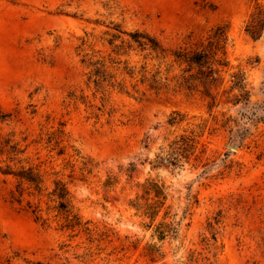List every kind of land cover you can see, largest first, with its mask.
<instances>
[{
  "label": "rangeland",
  "instance_id": "1",
  "mask_svg": "<svg viewBox=\"0 0 264 264\" xmlns=\"http://www.w3.org/2000/svg\"><path fill=\"white\" fill-rule=\"evenodd\" d=\"M107 2L0 0V109L11 112L0 132L36 134L63 120L92 164L71 186L91 234L41 225L9 201L0 176V264H185L192 252L212 264H264V26L257 39L245 32L255 0H117L115 10ZM85 18L147 29L166 46L226 22L230 65L244 70L249 100L231 106L220 97L208 111L200 95L114 94L109 121L86 118L83 105L64 109L67 91L82 86L75 46L93 26ZM173 112L205 122L196 152L180 164L164 159L186 126L169 125ZM145 203L160 209L152 225ZM161 217L170 233L158 240ZM216 220L209 250L207 222Z\"/></svg>",
  "mask_w": 264,
  "mask_h": 264
},
{
  "label": "trees",
  "instance_id": "2",
  "mask_svg": "<svg viewBox=\"0 0 264 264\" xmlns=\"http://www.w3.org/2000/svg\"><path fill=\"white\" fill-rule=\"evenodd\" d=\"M107 1L109 9L118 8L117 0ZM84 20L93 26L90 30L83 29L75 46L84 67L82 86L67 91L62 100L64 109L83 105L86 118L99 120L105 116L109 121L117 111L114 94L138 100L150 94L200 95L207 100L208 111L217 106L220 97L231 106L249 100L244 70H232L230 65L226 22L209 27L202 37L188 34L176 46H166L144 28L127 29L121 21L112 19ZM263 26L264 6L255 0L245 32L257 39ZM10 116L11 112L0 109L1 121ZM196 118L187 120L178 112L168 118L170 126L182 121L186 126L169 143L164 158L167 162L180 164L196 152L205 131L204 120ZM91 168L90 160L72 141L63 120L48 129L41 128L36 134L26 129L0 132V176L11 185L9 201L29 211L43 226L54 223L62 231L91 234L89 222L83 220L71 192L74 182L85 180ZM142 207L152 225L159 206L145 203ZM216 221L207 222L211 242L206 239L205 244L209 250L217 241L214 224L219 220ZM169 233L168 224L161 217L153 235L163 240ZM185 264H212V261L192 252Z\"/></svg>",
  "mask_w": 264,
  "mask_h": 264
},
{
  "label": "flooded vegetation",
  "instance_id": "3",
  "mask_svg": "<svg viewBox=\"0 0 264 264\" xmlns=\"http://www.w3.org/2000/svg\"><path fill=\"white\" fill-rule=\"evenodd\" d=\"M246 130L245 129H242V130H233L232 131V139L233 141H238L240 140L244 134H245Z\"/></svg>",
  "mask_w": 264,
  "mask_h": 264
},
{
  "label": "water",
  "instance_id": "4",
  "mask_svg": "<svg viewBox=\"0 0 264 264\" xmlns=\"http://www.w3.org/2000/svg\"><path fill=\"white\" fill-rule=\"evenodd\" d=\"M231 147V146H230ZM232 148H235V147H232Z\"/></svg>",
  "mask_w": 264,
  "mask_h": 264
}]
</instances>
